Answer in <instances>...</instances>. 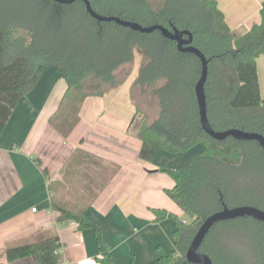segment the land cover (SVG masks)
Masks as SVG:
<instances>
[{"label":"trees","instance_id":"obj_1","mask_svg":"<svg viewBox=\"0 0 264 264\" xmlns=\"http://www.w3.org/2000/svg\"><path fill=\"white\" fill-rule=\"evenodd\" d=\"M88 1L101 16L188 31L192 45L209 60L205 93L212 129H238L264 137L257 66V59L264 56V2L261 23L235 37L215 0ZM136 52L142 61L133 84L136 113L131 130L142 143L140 158L151 163L158 150L175 156L203 147L179 170L156 171L173 180L165 194L187 220L166 209H151L154 223L176 222L172 239L177 253L168 255L159 246L150 264H189L186 252L209 216L225 207L264 211V150L257 141L232 137L217 141L206 134L195 91L202 71L196 55L180 52L177 42L159 30L145 34L116 22H99L83 1L0 0V126L7 125L20 100L51 67L62 75L67 90L50 124L69 138L87 98L102 97L127 82ZM135 91L157 104L152 120L137 104ZM44 174L48 177L47 170ZM51 207L59 213V222L73 220L79 229L95 231L99 264H119L104 245L102 229L84 217L85 209L71 210L53 200ZM60 248L57 234H42L34 242L7 247L5 262L32 258L35 264H58ZM200 252L212 264H264V222L252 217L219 222Z\"/></svg>","mask_w":264,"mask_h":264},{"label":"crops","instance_id":"obj_2","mask_svg":"<svg viewBox=\"0 0 264 264\" xmlns=\"http://www.w3.org/2000/svg\"><path fill=\"white\" fill-rule=\"evenodd\" d=\"M215 1L235 37L261 23L264 0ZM140 65L135 69L134 64L119 88L85 100L80 122L67 139L50 124L67 90L51 67L20 100L7 125L0 126V263L35 264L32 258L5 262L6 248L54 233L61 243L58 264H99L95 231L81 230L73 220L59 222L52 200L71 210L85 209L84 217L102 229L104 245L119 264H150L159 246L168 255L177 253L176 222L154 223L151 209L183 217L165 194L173 180L156 172L177 168L170 160L183 154L158 150L151 163L140 158L142 143L131 130ZM257 66L264 98V56Z\"/></svg>","mask_w":264,"mask_h":264},{"label":"water","instance_id":"obj_3","mask_svg":"<svg viewBox=\"0 0 264 264\" xmlns=\"http://www.w3.org/2000/svg\"><path fill=\"white\" fill-rule=\"evenodd\" d=\"M60 4H71L76 1H83L86 4L88 13L99 22H116L121 26L128 27L134 31L141 33H152L156 30L162 32L163 36L177 42V48L180 52L191 53L196 55L202 65L201 77L196 85L195 91L197 95V100L200 110L201 125L206 134L211 138L217 141H224L227 138H234L236 140H245V141H257L259 145L264 150V137L258 133H250L241 131L238 129H230L223 132H217L212 129L207 115V101L205 86L208 80L209 75V60L204 56V54L197 48L192 45V36L188 31H179L174 29L170 31L162 26L155 25L151 27H142L133 22L123 21L116 17H105L97 14L91 7V4L88 0H54ZM188 35V39H185L184 36ZM132 120V124H133ZM243 217H252L258 221L264 222V211H261L254 207H238L234 209H229L225 207L222 211L216 212L209 216L198 229L196 235L194 236L187 252L186 259L189 264H212V260L207 255L200 252L202 243L204 242L206 236L210 230L219 222L233 220Z\"/></svg>","mask_w":264,"mask_h":264},{"label":"rangeland","instance_id":"obj_4","mask_svg":"<svg viewBox=\"0 0 264 264\" xmlns=\"http://www.w3.org/2000/svg\"><path fill=\"white\" fill-rule=\"evenodd\" d=\"M140 61H141V55L136 52V54H135V69H138L137 66H138V64L140 65ZM134 98H135L137 104L142 109V111L145 112V114L148 116V118L150 120H152L154 117H156V115L158 113V106L156 103L150 104L151 102H149L146 95L141 94L139 91L134 92ZM202 148H203L202 145H199L196 148H194L193 150H191L190 152L185 153L181 156H178V157L174 158L173 160H170V163L173 165L176 164L177 168H172V167H163V168H172L174 170H179L183 166V164L186 162L187 159L191 158L192 156H194L195 154L200 152V150ZM181 220L185 221V220H187V218L183 216L181 218Z\"/></svg>","mask_w":264,"mask_h":264},{"label":"built area","instance_id":"obj_5","mask_svg":"<svg viewBox=\"0 0 264 264\" xmlns=\"http://www.w3.org/2000/svg\"><path fill=\"white\" fill-rule=\"evenodd\" d=\"M34 212H36V209H33Z\"/></svg>","mask_w":264,"mask_h":264}]
</instances>
